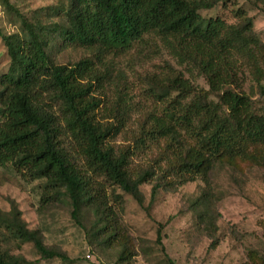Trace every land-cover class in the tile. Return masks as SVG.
<instances>
[{
	"label": "trees",
	"instance_id": "1",
	"mask_svg": "<svg viewBox=\"0 0 264 264\" xmlns=\"http://www.w3.org/2000/svg\"><path fill=\"white\" fill-rule=\"evenodd\" d=\"M234 1L66 0L49 9L60 21L48 24L38 17L25 19L4 0L20 19V32L0 34L9 58L0 77V167L12 166L26 179L43 181L41 203L68 202L78 225L87 210L93 218L91 233L102 245L118 248V263L135 256L121 216L124 200L115 189L105 194L93 177L139 204L143 184H153L154 195L158 189L176 192L199 181L204 189L192 203L196 224L212 247L217 245L216 170L264 169V113L255 110L244 90L256 88L264 96V42L253 20L239 9L232 24L203 16ZM57 39L60 47L83 48L93 56L58 64L50 54ZM149 40L158 41L184 71L167 66L163 78L154 79L159 110L148 111L131 144L115 150L109 140L124 131L129 105L122 92L109 108L101 105L98 92L112 76L106 55L125 54ZM192 73L207 89L191 82ZM99 111L104 120L97 119ZM159 143L155 161L130 168L132 155ZM17 215L0 218V230L4 227L20 243H32L42 260L67 261L65 254L46 248L38 232L28 231ZM247 258L249 264H264L258 251L249 250ZM0 264L35 263L11 254L0 236Z\"/></svg>",
	"mask_w": 264,
	"mask_h": 264
},
{
	"label": "rangeland",
	"instance_id": "2",
	"mask_svg": "<svg viewBox=\"0 0 264 264\" xmlns=\"http://www.w3.org/2000/svg\"><path fill=\"white\" fill-rule=\"evenodd\" d=\"M3 1L0 0V34L19 33L20 19L5 8ZM8 2L25 19L30 21L38 17L48 24L60 21L49 9L66 4V0ZM238 9L253 20V30L264 42V0H235L232 4L204 12L203 16L220 17L232 24ZM50 54L58 64H73L93 56V52L83 48L60 47L58 39L50 48ZM106 60L111 64L112 76L98 92L101 105L109 108L120 92L123 101L129 105L124 131L109 140V145L117 150L131 144L139 122L148 111L159 110L154 79H162L167 66L184 69L177 66L158 41L152 40L136 45L125 54L106 55ZM8 66L9 58L0 38V77L7 72ZM190 79L195 86L207 89L204 81L194 73ZM244 90L251 97L255 110L264 113V96L256 88L250 91L246 86ZM103 118H106L104 112L99 111L97 119ZM70 145L76 163L84 169L83 158L75 153L74 145ZM161 147L162 143H159L150 150L132 155L130 168H144L155 161ZM93 180L102 186L105 194L115 189L124 200L121 216L125 236L130 239L135 252L129 262L118 263V248L102 245L99 237L91 233L93 218L87 210L82 211V221L78 225L71 217L68 202L51 199L42 204L44 182L26 179L12 166L0 167V218L11 219L18 214L28 231L38 232L44 246L65 254L67 261L42 260L32 243H20L10 238L3 227L0 236L5 248L35 264H249V250L264 254V169L216 170L212 190L218 198L219 241L213 247L211 240L198 228L192 207L203 192V183L190 182L176 192L158 189L154 195V185L143 184L139 187L142 200L139 204L102 178L93 177Z\"/></svg>",
	"mask_w": 264,
	"mask_h": 264
}]
</instances>
